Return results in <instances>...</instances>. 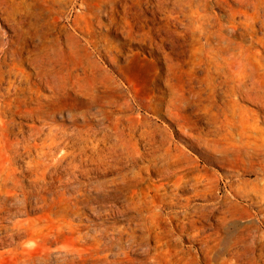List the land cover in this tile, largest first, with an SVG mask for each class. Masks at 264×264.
<instances>
[{
	"label": "rangeland",
	"instance_id": "rangeland-1",
	"mask_svg": "<svg viewBox=\"0 0 264 264\" xmlns=\"http://www.w3.org/2000/svg\"><path fill=\"white\" fill-rule=\"evenodd\" d=\"M182 2L179 10L173 0H0V264L207 263L201 249L210 245L213 219L172 231L181 235L176 257L164 246L148 259L130 249L128 237L143 235L142 226L130 219L144 213L143 204L158 200L156 183L179 176L188 166L211 181L226 176L218 163H211L217 154L197 143L200 137L213 138L214 119H224L222 108L233 103L257 111L232 91L244 54L212 49L202 38L219 40L207 15L221 12ZM241 12L250 18L249 10ZM256 38L264 43V32ZM253 59L263 63L264 56ZM107 110L127 117L117 124L125 133L127 125L138 126L132 140L137 143L126 147L137 157L134 163H88L77 169L65 159L43 169L38 152L48 124L65 132L81 126L84 118L93 126L107 125L99 116ZM146 132L155 133L153 143L145 140ZM53 152L56 158L63 154ZM262 181V197H246L226 209L238 215L257 211L252 204L264 202ZM166 189L179 199L191 193L188 186ZM204 202L197 197L191 204ZM175 209L160 207L163 214ZM160 221L151 215L146 225L154 230L177 224ZM199 227L206 228L191 242L188 235ZM158 239L153 235L149 246L156 249L167 240ZM234 261L252 264L247 257ZM259 262L264 264V256Z\"/></svg>",
	"mask_w": 264,
	"mask_h": 264
},
{
	"label": "bare ground",
	"instance_id": "bare-ground-1",
	"mask_svg": "<svg viewBox=\"0 0 264 264\" xmlns=\"http://www.w3.org/2000/svg\"><path fill=\"white\" fill-rule=\"evenodd\" d=\"M192 1L204 10L211 8L221 12V14L213 13L212 15H207L208 25L215 28L216 37L219 40L215 42L210 41L208 37H201L206 39L207 44L212 49L217 48L219 51H226L229 48H234L239 50L240 54H244V58L239 65L241 77L233 85L232 91L240 99L255 106L257 111H247L233 103H229V106L221 109L224 119L222 121L214 119L213 138L200 137L197 143L199 146L217 154V157L211 163H218L221 171H224L226 176H216L214 181H211L207 174L196 171L193 166H188V169L179 176L169 175L163 183H156L153 186V192L156 198L158 197V200L151 206L143 204L141 208L145 207L142 210L144 213H139L137 217L130 219L137 226H142L140 231H142L143 235L137 236L129 233V245L134 253L144 254L148 259H150V253L153 250L164 246L168 247V250H166L168 255L176 257L180 253L176 249L181 235H177L172 231H180L187 225H203L213 219L215 223L210 225L212 234L207 236L210 245L207 248L201 247L202 259L208 264H226L227 262L234 264V260L247 257L252 264H255L264 256V254L256 255L255 253L257 250H264V202L256 201L252 206L259 209L255 212L244 211L243 215L235 214L234 210L230 212L226 207L232 203L240 204L239 200L246 197H252L254 201L258 200V197H262L259 196V192L262 191L259 188V180L264 179V129L260 126L264 124V61L261 63L253 59V57L264 56V43L256 38L257 33L264 32V0ZM173 4L179 10L185 6L182 0H173ZM231 4L237 8H231ZM242 9L251 12L250 18H244V13L241 12ZM251 57L252 59L249 61ZM259 72L262 74V81H260L261 78L258 79ZM45 83L48 86H52L48 80ZM0 98H3L1 92ZM3 102V100H0V105ZM34 111V109L30 110V112ZM70 115L73 116L72 113ZM99 116L101 118L105 117L107 125L102 122L93 126L87 123L84 118L81 126L73 128L71 132H65L52 124H48L46 128L48 133L45 135L44 141L40 142L38 152V155L43 159L45 166L43 169L47 171L53 168L56 162L65 159H67V163L72 168L77 169L88 163L111 165L112 163L121 162V160L125 164L134 163L137 157H133L132 154L126 151L128 150L126 147H131V145L137 143L132 142V140L138 126L127 125L128 132L125 133L124 129L118 128L117 124L126 121L127 117H114L110 110L105 113H99ZM112 119L115 120L114 124L111 123ZM107 129L108 133H106ZM181 131L185 132L182 127ZM146 134L149 137H146L145 140L153 143V140L156 139L155 133L146 132ZM185 134L197 140L195 136L187 134V132ZM64 146L71 148V150L68 152L64 151ZM54 150L61 151L63 153L61 154L62 156L60 155L59 158H56L57 154L53 152ZM124 153H127V156L122 157ZM139 155L141 154L139 153ZM246 177H252V179L247 180ZM187 186L191 189V193L182 199L170 197L169 191L166 189L168 187L180 190ZM197 197H203L205 202L203 204H191V201ZM161 206H173L176 209L163 214L160 210ZM216 213H219V216L215 217L214 214ZM151 215H156L161 220V223L170 226L177 224L170 229H165L159 224L154 229L155 232L152 227L146 225V220ZM64 219L65 221L67 220L63 217V222H65ZM186 220L187 222H184ZM205 228H197L193 234L188 235L189 240L195 243ZM153 235L159 236L161 241L169 236L171 238L167 239L162 246L161 243L155 247L156 249H153L149 246ZM228 256L231 258H227Z\"/></svg>",
	"mask_w": 264,
	"mask_h": 264
}]
</instances>
